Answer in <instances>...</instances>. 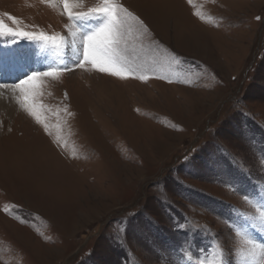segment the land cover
<instances>
[{
    "label": "rangeland",
    "instance_id": "374dc122",
    "mask_svg": "<svg viewBox=\"0 0 264 264\" xmlns=\"http://www.w3.org/2000/svg\"><path fill=\"white\" fill-rule=\"evenodd\" d=\"M69 13L0 0V264H264V0ZM102 26L124 78L80 66Z\"/></svg>",
    "mask_w": 264,
    "mask_h": 264
},
{
    "label": "snow or ice",
    "instance_id": "6c2138e0",
    "mask_svg": "<svg viewBox=\"0 0 264 264\" xmlns=\"http://www.w3.org/2000/svg\"><path fill=\"white\" fill-rule=\"evenodd\" d=\"M63 4L64 10L66 13H69V0H61ZM91 12H111L112 10L105 5L103 10L93 9ZM69 17L71 18V14L69 13ZM77 18L83 19L84 16H78ZM115 25L113 24V27ZM4 34L21 36L27 38H35L41 39L44 41H51L53 46L57 49L60 47L59 39L55 36L49 37L41 34L38 37H32L29 33L25 32H7L4 31ZM119 41L116 39L115 35L112 33L108 26H102L96 32L89 34L85 37L84 41V55L83 60L81 61L80 66L83 67L85 63H90L94 69L100 72H107L110 75L118 76L124 78V73L118 67H116V54L114 51V46L117 45ZM44 76L55 77L58 75L56 71H48L43 73ZM40 75L33 74L29 76L27 79L23 80L20 84L16 85L18 89L23 91L25 86H30L31 88L38 87ZM31 97L24 96L23 103L28 108L29 114L34 116L37 119V122H40L39 116L36 113L34 107L29 105V100Z\"/></svg>",
    "mask_w": 264,
    "mask_h": 264
},
{
    "label": "bare ground",
    "instance_id": "6f19581e",
    "mask_svg": "<svg viewBox=\"0 0 264 264\" xmlns=\"http://www.w3.org/2000/svg\"><path fill=\"white\" fill-rule=\"evenodd\" d=\"M52 1V0H51ZM71 42V41H70ZM74 44V43H73ZM38 55L40 56V55H42L41 53H39L38 52ZM6 88H0V110L2 111V113L3 114H7L8 112H9V108H8V106H10V103H11V101L9 100L10 99V97L9 96H11L10 95V93H7V92H9L10 90H8L7 89V91H4ZM2 109H4V110H2ZM5 117V116H4ZM12 158V157H11ZM8 159V158H7ZM10 159V158H9ZM8 159V160H9ZM13 161H14V164L16 165V166H20L21 165V163H20V161H19V158H14V159H12ZM11 161V160H10ZM7 162V161H6ZM12 162V161H11ZM10 163V162H9ZM10 164H13V162L12 163H10ZM6 165H8V164H6ZM16 166H14L15 168H17ZM20 168V167H19ZM17 171H19L18 170V168H17Z\"/></svg>",
    "mask_w": 264,
    "mask_h": 264
}]
</instances>
